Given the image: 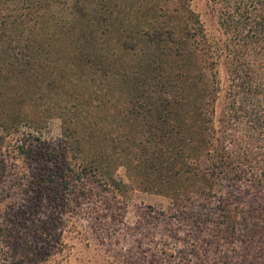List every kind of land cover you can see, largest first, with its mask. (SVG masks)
<instances>
[{"label": "trees", "instance_id": "1", "mask_svg": "<svg viewBox=\"0 0 264 264\" xmlns=\"http://www.w3.org/2000/svg\"><path fill=\"white\" fill-rule=\"evenodd\" d=\"M206 1L220 36L207 35L191 0H0V26L21 37L12 46L14 38L8 36L1 48L0 81L10 84L27 72L51 69L50 41L55 39L58 49L80 54L86 63L102 59L98 70L107 85L129 81L134 67L119 71L108 61L110 53L137 60L144 77L136 80H148L151 91L132 82L128 113L138 106L153 115L146 145L137 142L142 148L132 153L129 137L122 136L125 116L108 94L94 100L119 132L100 134L97 147L91 136H75L76 128L69 145L6 139L20 121H6L0 112V130L6 133H0V188L11 169L6 164L10 153L25 164L43 161L32 182L24 183V172L18 175L7 208L0 200V264H66L60 256L71 244L53 228L61 220L58 215H77L82 206L94 213L95 229L111 221L122 227L115 230L119 237L143 238L139 251L120 261L112 257L114 264H170V256H177L179 264L188 251L173 249L171 254L169 240L157 243L153 229L161 222L187 234L208 230L214 242L224 240L227 246L246 241L253 245L245 251L246 260L264 255V0ZM144 49L164 60L156 57L146 64L140 60ZM71 57L66 63L70 73L79 68ZM70 73L63 80H46L47 89L72 88ZM115 142L125 145L120 150L125 157L113 159L116 163L140 160L135 164L157 174L159 191L172 201L167 212L137 207L136 225L122 222L126 186L114 180L113 160L104 153ZM205 253L195 254L199 264H205Z\"/></svg>", "mask_w": 264, "mask_h": 264}, {"label": "rangeland", "instance_id": "2", "mask_svg": "<svg viewBox=\"0 0 264 264\" xmlns=\"http://www.w3.org/2000/svg\"><path fill=\"white\" fill-rule=\"evenodd\" d=\"M206 2V0H191V8L199 16L207 35H210L212 38L220 36L218 33V20L207 9ZM11 32L13 31L7 30L5 25L0 26V63L4 60V53L1 52V48L10 40L7 37L11 36L14 38V42L11 43L12 46L15 44V41L21 39V37ZM50 44L52 50L51 59L54 62L51 69L42 67L33 72H27L25 76L16 79L10 84L0 81V112H3L2 114L6 121L9 118H18L20 121L18 128L9 130L7 136L5 131L0 130V133L9 140L12 136L20 138L30 137L45 143L63 140L64 142L67 141L69 145L72 142L70 134L76 128L77 132L74 133L75 136L83 137V140H88L89 136H91L97 147L98 142L100 145V141L103 140L100 134L107 133V131L116 132L119 130L115 125L113 117L109 118L106 115V108L104 109L99 103V105L97 104L98 101L94 100L98 94H108L119 107L118 110L125 116L123 121L126 123H122L125 135L122 136L129 137L127 144L131 148L130 151L133 153L136 149L140 150L142 148L137 143L139 141H142V144L146 145L144 141L152 131L149 126L153 115H148L137 109L138 106L135 107L133 114L128 113V110L131 108L132 91L130 87L132 86V82H137L136 85H138L140 90H147L150 87L148 80L145 83L140 81L141 85L139 79L136 80L137 78L143 79L144 77L143 70L139 71L137 69L138 61H126L123 60V56H117L116 58V55L110 53L108 61L113 67L116 64L119 71H127L132 65L134 67L131 69L133 73H127L129 76H132L129 81L122 83L115 81L114 85H107L102 82L99 71L102 64L98 62L103 61L102 59L91 58L86 63V59L82 55H69L62 48L58 49V41L55 39L51 40ZM16 50L19 51L18 49ZM144 51L145 57L140 60L146 59L143 60L146 64L156 57L164 60L154 50L147 51L144 49ZM69 57H71V60H77L79 64V68H76L71 73L67 69L69 68L68 65H66ZM50 71H52V75ZM134 72H137V74ZM68 73H70L68 79L74 81L71 83L73 86H70L72 88L68 87L66 90H62L59 86L57 87L58 92L47 89L46 80L51 77L63 80ZM148 91H151V89ZM148 91H146L147 94ZM95 105H98V107L94 108ZM76 110H82V113L79 114ZM158 125L159 128L164 126ZM82 143L85 142L82 141ZM123 148H125V145L119 146L115 142L111 146L108 143L104 153L111 160L124 158L125 155L120 152ZM84 149L91 152L88 144L84 146ZM72 153L77 156L75 151L72 150ZM127 153L126 148V155ZM7 158L10 159H7L6 164L11 169L3 186L0 188L1 207L6 208L15 195L18 175L24 172V183L28 184L42 170L43 164L40 158L25 164L19 158L12 157V153ZM76 160L79 162L80 159ZM72 161H75V159L72 158ZM137 161L140 160H134L133 163H116L113 160V172L111 171L114 180L126 186V191L123 194L125 209L122 214V222L130 227H134L138 221L137 207H152L156 211L164 212H167L172 207L171 199L159 191L162 190V187L160 182L157 183V174L147 167L135 164ZM50 211L53 212V209L48 208L47 212L50 213ZM77 213L79 214L74 216L68 214V216L64 215L61 217L58 215L61 220L53 228L55 234L59 237H64L71 244L70 251L66 252V256L63 254L60 256L62 263L114 264V258L112 257H117L120 261L121 259L131 257L133 252L139 251L143 238L138 236V234L121 238L119 237L120 233L117 234L115 231L121 230L122 227L120 225L117 226L118 224H113V222L109 221L101 229H95L93 227V223H95L93 219L95 218L94 213L86 210L85 206H82L81 210ZM153 232L156 234L155 237L159 245L169 240L172 244L169 251L171 254L172 252L174 254L173 249L185 248L188 251L187 256L183 260L179 259V264H199V260L195 254L202 250L206 252L205 264H226L227 261L230 264H264V255H258V257L249 256L248 260L245 259V251L253 247V245L246 241H233L229 246L225 244L226 241L224 240L214 242L212 236L208 234V230H194L190 234H187L182 230L177 232L164 222H161L154 227ZM97 236H101L100 239ZM117 239L120 240V245L114 246L113 242ZM226 247L228 249L223 252ZM262 250L264 252V246H262ZM176 258L168 257L170 264H177Z\"/></svg>", "mask_w": 264, "mask_h": 264}]
</instances>
